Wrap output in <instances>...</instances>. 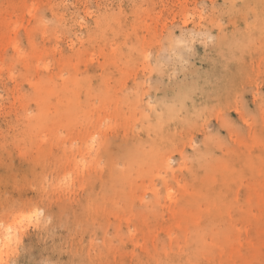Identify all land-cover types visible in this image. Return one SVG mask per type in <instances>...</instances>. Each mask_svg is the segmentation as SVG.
<instances>
[{"label":"rangeland","instance_id":"obj_1","mask_svg":"<svg viewBox=\"0 0 264 264\" xmlns=\"http://www.w3.org/2000/svg\"><path fill=\"white\" fill-rule=\"evenodd\" d=\"M263 1L0 0V19L10 22V27L0 37V227L11 223L14 228L9 245L3 246L0 242V249H3L0 260L4 264H105V260L98 259L101 244L109 240V245L114 247L117 238L127 239L122 223L117 233L118 226L105 227L107 234L101 237L94 201L99 188L94 178L97 171L84 169L78 174L72 169L68 172L70 169L63 165L65 159L57 146L53 147L54 154L44 160L45 170L43 166L33 167L32 156L18 154L32 151L18 135L26 131L24 114L34 112L33 90L26 80L43 81L40 86L47 90L51 85L46 81L52 74L43 70L42 65H49V71L57 75L52 80L57 83L59 75L69 73L68 66L62 61L71 59L74 65L77 64L78 73L88 79L92 87L108 85L104 109V115L108 117L107 114L114 111L109 100L139 89L141 98L153 105L156 102L170 104L169 99L183 98V103L199 100L202 91L208 87L204 83L216 79L219 76L216 73L221 69L219 65L227 61L229 71L240 73L242 70L243 76L236 80L223 102L199 118L196 129L186 133L193 139V148H202L204 134L208 133V137L211 134L215 144L210 153L218 159L233 142L247 139L248 124L255 128L259 120L257 102L264 109V31L260 27L250 28L255 30L249 41H245L250 48L236 51L241 59L232 58L230 51L235 43L240 44L238 33L244 32L243 21H254L253 14L247 11L264 7ZM18 4L21 8L15 7ZM95 26L99 31L97 35L93 34ZM90 33L94 36L93 44L84 42ZM71 42L79 48L78 57L72 58L69 52ZM14 48L21 53L22 60L17 59ZM58 57L61 61L54 62ZM189 90L193 92L189 93ZM115 111L124 115L121 108ZM96 117L95 112H87L85 119H78L68 128L59 127L58 122L54 131L63 136L67 148L80 144L82 149L77 159L85 164L92 157L88 149L91 137L101 135L103 166L117 161L127 145L122 129H109L105 124L96 129ZM47 120L58 121L48 115ZM94 130L100 134H92ZM43 147H47L46 144L40 145ZM190 150L186 144L181 149L186 155ZM169 154L172 163L176 164L177 153L171 151ZM62 172L69 173L73 186L57 188L50 183L62 177ZM141 174H133L136 185L149 182L146 178H137ZM42 175L44 179L36 183ZM153 184L160 188V179H154ZM169 184L175 188L173 182ZM86 205L88 214L84 212ZM31 207L45 221L41 227L33 220H15L18 213ZM138 216L136 200L132 202V208L109 214L110 218L123 220H134ZM116 234L118 237H114ZM154 235L153 242L168 243L158 231ZM144 243L142 239L137 241L140 245Z\"/></svg>","mask_w":264,"mask_h":264},{"label":"bare ground","instance_id":"obj_2","mask_svg":"<svg viewBox=\"0 0 264 264\" xmlns=\"http://www.w3.org/2000/svg\"><path fill=\"white\" fill-rule=\"evenodd\" d=\"M262 5L264 6V3ZM15 7L21 8V5ZM30 12L32 9L28 11ZM249 12L253 14L254 21L252 23L243 21L244 32L241 35L238 33L240 44L235 43L234 48L230 50L233 54L232 58L237 59L240 50L250 48H247L245 43L255 32L250 28H261L264 22V7L253 8L247 11ZM9 27V21L0 19V37ZM94 29L93 34H99L98 27L95 26ZM93 34L90 33L84 42L93 44ZM14 49L18 55L17 59L22 60L21 53L17 48ZM68 49L72 58L78 57L79 48L75 47L74 42L69 44ZM238 49L239 51L236 52ZM52 51L55 53L54 48ZM243 52L242 54H245ZM239 58L241 59V55ZM60 61L61 58L58 57L54 62ZM62 62L68 66L69 73L67 76L59 75L57 83L52 80V77L57 75L49 71V65H42L43 70L49 75L52 74V77L46 81L51 85L47 90L40 86L43 81L26 80L33 90L31 96L34 112L24 114L26 131L18 135L33 152L24 154L18 152V154L32 156L35 169L42 166L44 168V160L54 154L53 147L57 146L61 151V157L65 159L63 165L70 169L68 172L72 169L77 170L78 174H82L84 169L97 171L94 178L99 188L93 200L97 208L96 219L98 224L100 223L99 227L101 225L100 230L102 229L101 237L107 234L105 227L118 226L115 230L117 233L121 223L125 227V233L127 232L125 241L117 238L115 248L109 245V240H105L101 244L98 259L105 260V264H156L159 259L171 261L172 264H264V109L262 105L258 102L256 104L259 120L255 128L247 125L249 126L247 139L233 142L228 151L218 159L210 153L211 146L215 144L211 134L212 138L206 136L209 135L208 133L204 134L202 148H193V139L186 134L199 126V118L211 113L216 104L223 102L225 95L233 89L236 80L243 76L242 70L240 73L229 71L227 61L224 62L225 64L221 63L219 65L221 69L216 73L219 76L209 80L208 84L204 83L208 87L202 91L203 96L201 95L199 100L189 101V106H186L188 103L182 102L183 98L169 99L170 104L156 102L153 105L141 98L139 89L134 93L126 92L112 101L109 100L114 106V111L105 117L108 85L103 83L92 87L90 81L78 73L77 64L74 65L73 60ZM158 67L161 69L160 66ZM162 72L161 70L160 73ZM191 92L193 91L189 90V93ZM117 108L122 109L123 116L116 113ZM87 112L90 114L95 112L96 129L100 128V124L107 125L109 129L115 127L122 129L127 147L118 156L117 161L115 159V162L102 166L100 157L102 142L98 130L92 133L99 136L95 144L91 137L88 149L92 157L86 164L77 159L82 149L80 144L67 148L63 136H59V132L54 131L58 122L59 127L68 128L77 123L78 119H85ZM47 115L57 118L58 121H48ZM187 137L189 140L186 141ZM42 144H46L47 147L40 148ZM185 144L191 149L188 155L181 151ZM170 149L177 153L176 164L172 163ZM39 159H43L44 162ZM118 164L121 166L118 167ZM68 172H62V177L59 176L50 183L57 188H68L70 184H74ZM161 172L170 178L169 181L165 182L159 178ZM140 173L142 174L137 178H146L149 180L147 184L136 185L134 182L133 174ZM182 173L184 176L181 175ZM34 178L36 179L37 176L35 175ZM156 178L160 179V188L153 184ZM42 179L44 176H39L36 183ZM169 182H173L175 188L170 187ZM170 188L175 189L172 199L168 198ZM158 190L163 193L164 202L156 199L154 193ZM145 197H149L150 200L145 201ZM89 199L91 201V198ZM134 200L139 205L137 218L123 220L109 217L110 213L118 209L132 208ZM117 205L121 207L126 205V207L120 208ZM86 206L88 209V205ZM32 208L18 213L15 220L19 222L33 220L41 227L45 221L39 218L38 211ZM87 209L84 212H88ZM26 217L31 219H25ZM13 229L11 223L0 227V242L2 241L3 246L9 245L8 241L11 239L10 234ZM156 231L167 238V244L153 242ZM114 237H118L117 234ZM140 239L145 240V243L137 244Z\"/></svg>","mask_w":264,"mask_h":264},{"label":"snow or ice","instance_id":"obj_3","mask_svg":"<svg viewBox=\"0 0 264 264\" xmlns=\"http://www.w3.org/2000/svg\"><path fill=\"white\" fill-rule=\"evenodd\" d=\"M33 7H35V5H33ZM29 14H31V12ZM261 29H262V31H264V22H262V24H261ZM97 140H98V137L94 136L93 137V144H95V142H97ZM159 178L161 180H164L165 182H167L170 179L163 172H161L159 174ZM154 195H155V197H156V199L158 201L163 199V193L161 191H159V190L156 193H154ZM174 195H175V189L170 188V190L168 192V198L169 199H172ZM148 200H150V198L149 197H145V201H148ZM25 219H31V217H26ZM9 231H11V229H9ZM2 251H3V249H0V253H2ZM0 264H4V262L2 260H0ZM156 264H172V262L171 261H168V260H164V259H159L156 262Z\"/></svg>","mask_w":264,"mask_h":264}]
</instances>
